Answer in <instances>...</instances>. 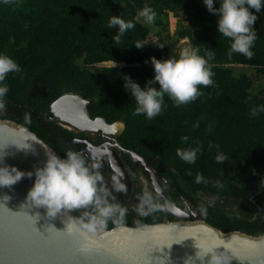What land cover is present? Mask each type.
<instances>
[{"label":"trees","instance_id":"trees-1","mask_svg":"<svg viewBox=\"0 0 264 264\" xmlns=\"http://www.w3.org/2000/svg\"><path fill=\"white\" fill-rule=\"evenodd\" d=\"M146 4L156 12L192 10L191 45L199 47L200 55L209 50L215 52V59L210 61L214 85L200 86L203 94L179 107L165 95L162 114L151 120L132 114L135 101L123 86L125 77L142 88L154 77V73L139 66L145 62V48L134 47L136 41L144 42L149 33L136 16L137 10ZM255 14L253 27L258 33L252 49L255 55L247 59L238 53L228 57L230 41L217 31V17L208 12L203 0H9L7 3L0 0V52L13 58L22 69L10 73L4 82L9 92L0 118L26 125L63 156L68 148L76 150L73 143L76 134L48 121L45 112L54 99L75 91L93 101L92 116L102 117L108 123L125 124L121 144L151 163L164 187L170 186L174 195L191 204L197 203L196 195L200 192L237 196L240 188L234 179L236 168L253 155H264V112L255 117L249 115L250 108L264 105V89L259 95L252 94L251 81L235 77L228 67L230 64L264 67V9ZM112 15L135 23L119 43L112 39L117 28L108 27ZM20 36L25 39L24 45ZM83 55L92 63L115 61L126 65L92 72L75 64L76 58ZM197 121L199 127L194 128ZM183 136L189 140L184 142ZM197 144L201 151L195 163H186L176 155L177 148ZM218 151L229 159L217 163ZM198 172L208 183L195 182ZM217 181L222 187L217 186ZM116 197L127 207V215L110 220L105 229L153 224L163 222L164 218L177 220L168 210L157 211L152 218L137 217ZM253 203L259 213L252 220L229 217L218 209L202 210L208 223L224 232L236 230L260 236L264 234V188L253 197Z\"/></svg>","mask_w":264,"mask_h":264},{"label":"clouds","instance_id":"clouds-1","mask_svg":"<svg viewBox=\"0 0 264 264\" xmlns=\"http://www.w3.org/2000/svg\"><path fill=\"white\" fill-rule=\"evenodd\" d=\"M5 3L9 0H4ZM203 4L209 13L217 17V31L230 41L227 55L229 58L238 53L252 59L255 52L252 50L258 33L253 27L257 20L255 13L264 9V0H203ZM219 5L216 7L215 5ZM254 10V11H253ZM136 16L145 24L154 23L157 13L149 5L138 9ZM109 28H117V34L112 39L119 43L125 34L135 27L133 20H125L120 15H112L108 22ZM146 44L136 41L134 47L142 49ZM163 48V44H157ZM215 59L213 50L200 55L198 46L184 47L178 56H170L168 59H150L154 69V77L148 80L142 88L130 77L124 79V89L130 93L135 101L133 115H144L147 119H153L162 114L165 95L173 102L174 106L187 105L196 100L203 93L200 86L214 85L215 73L212 71L210 61ZM115 62V61H114ZM148 63V61H146ZM21 66L6 53L0 52V111L6 109L5 97L9 87L5 82L10 73L21 72ZM158 84L159 87L153 85ZM264 112V105L254 106L249 109L251 117ZM26 114V118H27ZM193 127H199L197 121ZM182 140L187 142L188 136ZM15 145V144H13ZM16 146V145H15ZM17 147V146H16ZM29 144L24 143L20 149H28ZM219 147L218 145L216 146ZM209 148H212L211 142ZM97 149H90L85 154L78 150L68 148L63 156L55 151H46V160L42 166L35 167L34 172H28L27 176H34V183L26 195V205L23 207L44 209L47 218L53 219L58 215L64 217V230L69 236H77L85 242H92L97 236H102L107 223L116 219H123L128 209L118 201L115 193H126L127 186L122 182L118 174L111 177V182L106 181L101 172ZM201 147L188 146L177 148L176 155L184 162L193 164L198 158ZM3 155L0 156L2 159ZM229 157L223 152H217L215 160L222 164ZM24 172L15 167H0V187H10L17 183ZM196 183H208V180L197 173ZM217 186L222 187L219 181ZM159 189L145 188L137 196L134 208L141 217L149 216L161 210H171L168 201H161L157 193ZM10 199L4 196L2 200ZM79 210L78 215H73ZM36 219L40 217L37 212ZM55 228V227H53ZM56 229V228H55ZM57 230V229H56ZM199 249V248H198ZM202 253V254H201ZM207 260L205 261V258ZM196 258L202 264H223L226 257L213 254L211 248L199 249ZM188 260H193L191 257ZM194 264V261H193Z\"/></svg>","mask_w":264,"mask_h":264},{"label":"water","instance_id":"water-1","mask_svg":"<svg viewBox=\"0 0 264 264\" xmlns=\"http://www.w3.org/2000/svg\"><path fill=\"white\" fill-rule=\"evenodd\" d=\"M71 97L84 102L83 120L94 122L91 119L93 101L86 100L82 94L61 98L56 103L58 112H65L74 122L81 119ZM98 120L106 126L111 125L103 118ZM121 123L120 133L125 129V124ZM24 143L30 147L20 149ZM46 151L55 150L29 127L0 118V156L3 155L0 167H15L25 173L14 185L0 187V264H193V261L202 264L196 253L209 248L213 254L227 258L223 264H264V234L224 232L203 220L192 207L190 213L186 212L168 197L151 164L134 151L127 152L134 163L142 164L150 174L154 189L158 188L157 194L170 203L168 211L177 220L104 229L102 236L92 242L69 236L63 232V216L50 219L42 208L22 206L26 205L27 192L34 183V176L29 177L27 173L42 166L47 158ZM116 164L114 170L128 185V176L119 158ZM4 196L10 199L2 200ZM37 212L40 213L38 219L32 217ZM189 257L193 260H188Z\"/></svg>","mask_w":264,"mask_h":264},{"label":"rangeland","instance_id":"rangeland-1","mask_svg":"<svg viewBox=\"0 0 264 264\" xmlns=\"http://www.w3.org/2000/svg\"><path fill=\"white\" fill-rule=\"evenodd\" d=\"M157 16L153 24L148 25L139 18L140 22L148 28V35L143 42L146 51V59L141 68L149 73H154L153 66L150 59L155 57L159 60L168 59L170 56H178L180 50L184 47H190L191 34L193 25V13L189 9L180 10H160L156 12ZM21 39V36H20ZM21 45H24V37L21 39ZM157 44H163V48L157 47ZM148 61V63H146ZM75 64L80 68L88 69L92 72H99L106 67H123L126 63H116L114 61H104L99 63L89 62L86 55L76 58ZM228 67L232 70L235 77H246L251 81L250 92L254 95H259L264 89V67L246 65V64H230ZM71 95L79 96L78 92H70L54 99L48 106L45 117L50 121L57 123L60 127L74 132L83 128H79V124L74 122L71 118L67 117L65 112H58L59 105L56 104L61 98ZM205 96H209L205 94ZM92 102V100H90ZM59 116V117H58ZM48 120V121H49ZM67 121H72L73 124ZM122 134V133H121ZM151 164V163H150ZM151 168L157 175V171L151 164ZM135 171V170H134ZM130 172V178L133 181V188L127 189L126 193H115L121 200H123L131 209V211L140 218H152L156 216V212L146 217L139 216L134 210L137 203V196L141 189L149 188L154 190L153 184L150 182L151 177L144 175L143 170L139 169ZM158 176V175H157ZM112 175L110 174L105 179L111 182ZM164 190L168 192V197L176 203L180 208L186 212L190 211V207L198 211L203 220L207 221V217L202 210L218 209L220 212L228 215L229 217H241L247 220L254 219L258 213L259 208L253 203V197L260 193L264 188V155H253L249 158L248 162L238 166L235 170L234 179L238 182L240 193L230 196H210L204 193L196 195V204H191L178 196L174 195L170 186L164 187L163 179L158 176ZM167 185L169 182H166ZM161 201L164 199L160 197ZM76 215L75 211L72 213ZM264 220V219H263ZM164 221H168L164 218Z\"/></svg>","mask_w":264,"mask_h":264},{"label":"flooded vegetation","instance_id":"flooded-vegetation-1","mask_svg":"<svg viewBox=\"0 0 264 264\" xmlns=\"http://www.w3.org/2000/svg\"><path fill=\"white\" fill-rule=\"evenodd\" d=\"M74 97H71V100H73V104L77 105L76 108H79V105L77 102L79 100L76 98L74 101ZM87 100V99H86ZM85 105L81 107V109L78 111L81 113V119L77 121L76 123H79V128L78 131H74L76 134V138L73 140V143L75 145V149L87 154L90 149H97L99 150L97 155L99 158V163L101 164V172L106 178L107 176L117 174L116 171L114 170V167L117 165L116 164V159L119 158L121 163L124 166V170L128 176V185L124 182V180L121 178L122 182H124L127 186V189H132L133 188V181L130 178V172L135 170L134 172L138 171L139 169L143 170L144 175H149L148 172H146L144 166L142 164L137 165L132 161V158L130 154H128L127 151H132L130 149L125 148L121 142H120V136H121V131L123 129H117V128H110V129H105V130H100L99 128H92L94 127V123L99 121L98 119L102 117L98 116H92V111H91V119L92 123H87L85 122L86 120H83V114L86 113ZM93 110V108H92ZM104 119V118H103ZM78 120V119H77ZM106 120V119H105ZM82 121V122H81ZM121 123V122H117ZM91 124V126H87ZM112 126L115 124L109 123ZM96 126V125H95ZM151 177V176H150ZM158 177V176H157ZM152 183V181L150 180ZM78 212V211H77ZM190 213V211H189ZM175 217V216H174ZM176 218V217H175Z\"/></svg>","mask_w":264,"mask_h":264},{"label":"bare ground","instance_id":"bare-ground-1","mask_svg":"<svg viewBox=\"0 0 264 264\" xmlns=\"http://www.w3.org/2000/svg\"><path fill=\"white\" fill-rule=\"evenodd\" d=\"M71 99V98H70ZM72 101V100H71ZM73 104V103H72ZM78 105L81 107L84 106V102L82 101H79L78 102ZM79 109V108H78ZM59 117V116H58ZM94 127L92 126V128H99L100 130H105V129H110V128H117V129H123V124L122 123H115L113 126L112 125H109V126H106L104 123L100 122V121H97L96 123L93 124ZM96 125V126H95ZM87 126H91V124L87 125Z\"/></svg>","mask_w":264,"mask_h":264},{"label":"snow or ice","instance_id":"snow-or-ice-1","mask_svg":"<svg viewBox=\"0 0 264 264\" xmlns=\"http://www.w3.org/2000/svg\"><path fill=\"white\" fill-rule=\"evenodd\" d=\"M93 243H97V242H93Z\"/></svg>","mask_w":264,"mask_h":264}]
</instances>
